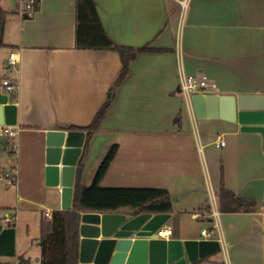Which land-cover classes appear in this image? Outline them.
<instances>
[{
    "label": "crops",
    "instance_id": "1",
    "mask_svg": "<svg viewBox=\"0 0 264 264\" xmlns=\"http://www.w3.org/2000/svg\"><path fill=\"white\" fill-rule=\"evenodd\" d=\"M181 1L94 0L114 42L154 49L136 54L114 88L89 140L81 184L94 180L115 144L99 185L166 188L172 211L161 227L172 229L168 238L203 239L205 228L212 232L208 239L219 240L218 250L186 264H264L263 138L241 131L237 122L197 117L191 99L180 91L182 74L204 73L216 84L207 93L264 94V0ZM22 3L0 0L6 13L1 91L7 94L3 79L17 81L15 101L8 98L16 106V173H6L16 184L15 203L42 207L41 218L60 209L61 202L60 186L45 181L46 132L88 124L116 80L121 59L112 49L75 47L76 0H38L32 16L22 14ZM10 52L15 69L7 65ZM219 138L223 146H216ZM20 173L30 193L19 189ZM221 185L237 197L254 200V210L221 212ZM121 212L135 227L152 215ZM10 213L6 210V217ZM12 225L15 249L7 255L19 257L24 246L18 243V226ZM146 242L134 237L126 262L140 257L143 262Z\"/></svg>",
    "mask_w": 264,
    "mask_h": 264
},
{
    "label": "water",
    "instance_id": "2",
    "mask_svg": "<svg viewBox=\"0 0 264 264\" xmlns=\"http://www.w3.org/2000/svg\"><path fill=\"white\" fill-rule=\"evenodd\" d=\"M191 102L197 117L221 118L237 122L241 131L257 132L264 143V94L194 93ZM16 106L0 87V124L15 125ZM85 132L76 129L48 130L45 137V181L59 185L60 209H69L72 202L75 165ZM170 213H154L138 227L123 212H83L79 224L77 264H186L220 248L217 239L159 238L155 231ZM134 237L147 238L144 261L132 263L126 257ZM15 229L0 222V254H12Z\"/></svg>",
    "mask_w": 264,
    "mask_h": 264
},
{
    "label": "trees",
    "instance_id": "3",
    "mask_svg": "<svg viewBox=\"0 0 264 264\" xmlns=\"http://www.w3.org/2000/svg\"><path fill=\"white\" fill-rule=\"evenodd\" d=\"M38 0L35 1V8ZM5 11L0 7V46L3 42ZM75 47L80 49H112L118 52L121 69L109 87L102 105L86 125H69L68 128L83 130L84 141L75 165L72 202L69 209H54L47 216H41L39 224V264H77L79 246V224L83 212L114 213L129 209V215L170 213L172 195L162 187L102 186L98 181L112 160L116 145L113 144L99 163L94 180L89 185L81 184V173L88 153L89 140L99 128L114 88L123 80L129 70L130 61L136 54L153 50L148 44L141 46L123 45L114 42L105 32L94 0H76ZM16 98V97H15ZM15 101V99H14ZM218 208L221 212L251 211L255 208L252 199L237 197L220 186L217 192ZM13 226L12 224H9Z\"/></svg>",
    "mask_w": 264,
    "mask_h": 264
},
{
    "label": "rangeland",
    "instance_id": "4",
    "mask_svg": "<svg viewBox=\"0 0 264 264\" xmlns=\"http://www.w3.org/2000/svg\"><path fill=\"white\" fill-rule=\"evenodd\" d=\"M0 137L3 141L2 145H0V222L3 223V225L8 224V221H5V211L10 210V215H7L10 220L9 222L18 226V243L19 246H24L20 252L22 257L7 254L3 257V254H0V264L3 263V260L6 262L10 261V264H39V219L43 208L30 207L26 205L25 202L15 203L13 191L15 190L16 184L13 176H6V170L9 169L13 173H16L15 160L17 154V140L16 136L11 139L6 134ZM18 181L19 189L23 192L30 193L29 184L23 181V175L21 173L18 174ZM36 190L38 191V188H36ZM139 215L141 214L135 216L137 217Z\"/></svg>",
    "mask_w": 264,
    "mask_h": 264
},
{
    "label": "built area",
    "instance_id": "5",
    "mask_svg": "<svg viewBox=\"0 0 264 264\" xmlns=\"http://www.w3.org/2000/svg\"><path fill=\"white\" fill-rule=\"evenodd\" d=\"M35 1L36 0H23L22 3V14L25 16H32L35 11ZM183 4L185 0L181 1ZM7 65L15 69L16 68V58L14 52H10L7 59ZM1 85L7 91V96L10 101H14L17 91V81L16 78H6L3 79ZM216 87L215 82L211 81L208 76L204 73L199 75H181L180 79V91L187 97L191 98L194 93H207ZM16 131L13 125L0 124V135H7L13 137ZM216 146H223L224 140L219 138L215 141ZM6 176H10V173H6ZM217 210H213V215H217ZM5 221H10L9 217L5 218ZM155 234L159 238H168L172 235V229L170 227H159ZM201 234L206 238H212V232L203 228L201 229Z\"/></svg>",
    "mask_w": 264,
    "mask_h": 264
}]
</instances>
